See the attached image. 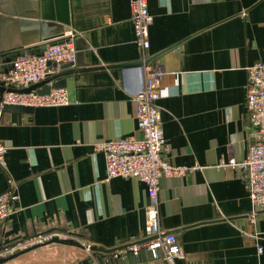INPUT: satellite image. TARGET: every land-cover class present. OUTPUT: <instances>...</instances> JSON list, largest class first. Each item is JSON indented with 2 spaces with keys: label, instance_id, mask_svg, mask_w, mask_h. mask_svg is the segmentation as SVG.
<instances>
[{
  "label": "crops",
  "instance_id": "0c3cea01",
  "mask_svg": "<svg viewBox=\"0 0 264 264\" xmlns=\"http://www.w3.org/2000/svg\"><path fill=\"white\" fill-rule=\"evenodd\" d=\"M147 51L158 81L169 160L185 167L160 182L159 219L177 234V264H264V212L251 220L243 172L220 166L243 160L252 140L247 67L264 60V0H148ZM0 55L37 52L45 39L75 34L66 79L70 103L0 116V193L18 182L16 211L0 224V241L59 232L78 244L51 242L0 264H79L87 245L112 249L147 240L149 196L135 178L106 179L95 144L140 137L132 97L143 76L125 81L115 64L140 61L129 0H0ZM49 41V40H48ZM5 62H0V71ZM72 239V240H73ZM262 248V252L258 248ZM110 253L104 255L110 256ZM104 258V259H105ZM107 264H168L122 255Z\"/></svg>",
  "mask_w": 264,
  "mask_h": 264
},
{
  "label": "built area",
  "instance_id": "2783aa9c",
  "mask_svg": "<svg viewBox=\"0 0 264 264\" xmlns=\"http://www.w3.org/2000/svg\"><path fill=\"white\" fill-rule=\"evenodd\" d=\"M131 21L135 31V42L138 45L143 65L140 67L143 76L141 89L133 95L136 104L135 118L140 137H125L98 142L95 151L104 154L106 162V179L115 177L135 178L147 186L149 204L147 206L146 236L148 241L133 243L110 253L104 261L111 262L122 255L139 256L146 250L156 258L164 254L168 264H177L182 255V248L177 234L168 232L160 225L159 192L161 179L168 174L178 173L185 167L176 166L169 160L171 143L163 131V120L159 100L161 98L158 81L163 75L161 66H152L148 60L147 51L150 47L149 29L153 15L148 7V0H129ZM73 32L67 39L48 41L43 54L21 52L16 55L7 72L0 73V85L20 90L50 79L61 71L64 64H75L77 52ZM248 84L246 106L248 118L253 127L252 140L243 160L237 161L231 157L222 160L220 166L238 167L242 170L249 188L252 202L251 220L257 214L264 212V60L247 67ZM54 80H49L52 85ZM70 103L66 88L52 89L49 94H39L36 90L30 92L11 91L2 96L1 105L14 104L30 107H58ZM7 147L0 142V165L6 164ZM18 182L8 179V186L0 193V224L6 221L16 211L19 201ZM70 239L59 232L40 233L30 237L17 238L8 243H0V259L25 251L34 246L47 244L53 238ZM89 250V245H87ZM258 251L261 253L262 248ZM258 264V263H250Z\"/></svg>",
  "mask_w": 264,
  "mask_h": 264
},
{
  "label": "water",
  "instance_id": "95a60500",
  "mask_svg": "<svg viewBox=\"0 0 264 264\" xmlns=\"http://www.w3.org/2000/svg\"><path fill=\"white\" fill-rule=\"evenodd\" d=\"M5 16L14 17L15 14L12 12H9V11H5V10L0 8V18L5 17ZM52 37H56V36H49L45 39V41H47V42H48V40L52 41V40H50ZM47 42L42 44L40 49L37 52H34L32 50H31V52L30 51L29 52L30 53H37L40 55L43 54L44 50L46 49ZM16 55H18V53H6L3 55H0V62L1 61L5 62V68L3 71H0V73L1 72H7L9 70L10 63ZM71 65H73V64L68 63V64L62 65L60 68L61 71L54 74L52 77H50V79H46V80H43L41 82L35 83L28 88L15 90L12 88H7L1 84L0 85V116L2 113H5V112L32 113L35 109L34 107H30V106H22V105H14V104H3V105H1L2 96L5 92H11V91L30 92V91L36 90L39 94L44 95V94H49L52 89L65 88L66 87V79L61 78V76H65V75L72 72V70L69 69V67ZM142 65H143V63L141 61H137V62L124 63V64H115L113 66L122 68V72L124 73V77H125V81H126L128 79V75L132 71H136V72H139L140 74H142L141 69H140V67ZM49 80H54L52 85L47 84ZM150 239H152V238H147V240H145V241H148ZM51 242H57V243H63V244H78L76 241H74L72 239H60L58 237L53 238L48 243H51ZM35 247H37V246H34L32 248H35ZM124 247L125 246L118 247V248H112V249H105V248H98L96 246L89 245V250L91 252H93L92 257H87L86 259L79 262V264H107L104 261V255L107 253H112L116 250L122 249ZM32 248H29L25 251L19 252V253L14 254V255H10L6 258H2V259H0V263L5 262L11 258H14V257L22 254L23 252H26Z\"/></svg>",
  "mask_w": 264,
  "mask_h": 264
},
{
  "label": "rangeland",
  "instance_id": "374dc122",
  "mask_svg": "<svg viewBox=\"0 0 264 264\" xmlns=\"http://www.w3.org/2000/svg\"><path fill=\"white\" fill-rule=\"evenodd\" d=\"M70 239H73V237L72 238H70ZM74 240V239H73Z\"/></svg>",
  "mask_w": 264,
  "mask_h": 264
},
{
  "label": "trees",
  "instance_id": "16d2710c",
  "mask_svg": "<svg viewBox=\"0 0 264 264\" xmlns=\"http://www.w3.org/2000/svg\"><path fill=\"white\" fill-rule=\"evenodd\" d=\"M0 243H1V241H0Z\"/></svg>",
  "mask_w": 264,
  "mask_h": 264
}]
</instances>
